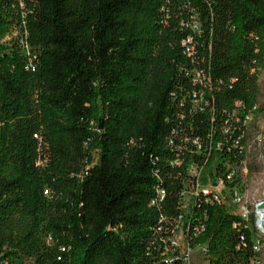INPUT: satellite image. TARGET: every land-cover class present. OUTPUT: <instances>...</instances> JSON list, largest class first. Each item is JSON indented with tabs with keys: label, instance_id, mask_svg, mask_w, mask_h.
Returning a JSON list of instances; mask_svg holds the SVG:
<instances>
[{
	"label": "trees",
	"instance_id": "16d2710c",
	"mask_svg": "<svg viewBox=\"0 0 264 264\" xmlns=\"http://www.w3.org/2000/svg\"><path fill=\"white\" fill-rule=\"evenodd\" d=\"M263 54L264 0H0V264H257L198 186L241 185Z\"/></svg>",
	"mask_w": 264,
	"mask_h": 264
},
{
	"label": "rangeland",
	"instance_id": "374dc122",
	"mask_svg": "<svg viewBox=\"0 0 264 264\" xmlns=\"http://www.w3.org/2000/svg\"><path fill=\"white\" fill-rule=\"evenodd\" d=\"M20 35L11 31L6 33L1 41L7 46H11L12 42H17ZM258 93L255 111L249 112L246 116L247 139L244 147L245 159L238 167V174L241 177V185L235 191L243 192L248 197L247 209L249 219L248 225L251 228V237L258 249L257 264H264V230L255 225L258 218L257 211L264 208V54L263 64L257 71ZM202 185L208 186L207 179L202 178ZM222 186H214L221 197L233 203L234 191H228ZM212 188V187H211ZM189 193L185 194V201L189 198ZM176 240L181 244V235H176ZM185 264H206L203 257L201 246L185 250ZM22 264H32L31 258L23 260Z\"/></svg>",
	"mask_w": 264,
	"mask_h": 264
},
{
	"label": "built area",
	"instance_id": "2783aa9c",
	"mask_svg": "<svg viewBox=\"0 0 264 264\" xmlns=\"http://www.w3.org/2000/svg\"><path fill=\"white\" fill-rule=\"evenodd\" d=\"M192 172H196L197 170L195 168H191ZM226 179H230L231 178V175L230 174H227ZM242 180V179H241ZM200 184V181L198 182ZM242 183V181H241ZM201 185V184H200ZM222 186L221 188L224 189L226 188L225 187V183L222 181V180H219L216 184H214L213 186H198L199 188L202 189L203 192H206L209 187H212L213 191H215V194L216 196L221 199V200H224V196L221 197L220 195V192H218L215 188H213L214 186ZM237 187H234L233 190H228V191H234L232 193L233 195V203H234V212L237 213L241 218L245 219V220H248L249 219V215H248V209H247V201H248V197L245 195V193L243 192H237L235 191ZM194 187H190L186 192L185 194L188 192L190 195L189 197L191 196V190H193ZM185 197V195H184ZM189 199V198H188ZM185 200V199H184ZM258 213V211H257ZM255 225L260 228V229H263L262 226H264V223L261 222V221H258V218L257 220L255 221ZM181 235V238H182V243L180 244L177 240H176V235ZM171 245L174 247V248H178L179 249V252H180V256H181V259H182V264H185V253H186V249H191V248H194L196 247L197 245L201 246V249H202V253H203V250H204V246L203 245H200V244H196L195 246L191 247L188 245L187 241L184 239L183 237V233L182 231H176L171 239ZM255 245V244H254ZM256 247V245H255ZM257 248V247H256ZM203 257H204V253H203ZM205 259V258H204ZM206 262V260H205ZM207 264V262H206Z\"/></svg>",
	"mask_w": 264,
	"mask_h": 264
},
{
	"label": "bare ground",
	"instance_id": "6f19581e",
	"mask_svg": "<svg viewBox=\"0 0 264 264\" xmlns=\"http://www.w3.org/2000/svg\"><path fill=\"white\" fill-rule=\"evenodd\" d=\"M258 221H261L264 223V208L258 210ZM264 230V226H262Z\"/></svg>",
	"mask_w": 264,
	"mask_h": 264
},
{
	"label": "water",
	"instance_id": "95a60500",
	"mask_svg": "<svg viewBox=\"0 0 264 264\" xmlns=\"http://www.w3.org/2000/svg\"><path fill=\"white\" fill-rule=\"evenodd\" d=\"M186 211H187V213H188V208H187V210H186Z\"/></svg>",
	"mask_w": 264,
	"mask_h": 264
}]
</instances>
